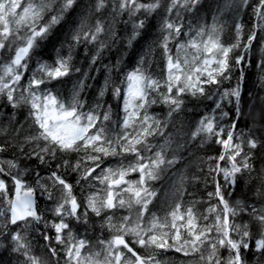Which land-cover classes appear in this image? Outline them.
<instances>
[{"label": "snow or ice", "instance_id": "6c2138e0", "mask_svg": "<svg viewBox=\"0 0 264 264\" xmlns=\"http://www.w3.org/2000/svg\"><path fill=\"white\" fill-rule=\"evenodd\" d=\"M199 4L92 0L74 20L69 17L79 0H0V100L13 109L9 126L18 123L15 112L26 109L31 129L22 139L20 129H12L16 135L9 139V126L0 124V136L6 137L0 140V264L8 252L16 264H173L162 258L170 251L191 258L181 264H264V167L258 172L255 163L257 150L264 148V96L248 89L246 75L259 43L256 67L264 90V0H225L217 8L235 18L231 39L216 15L211 25L185 24L184 14ZM109 7L114 16L135 18L129 47L150 29L149 18L164 10L160 35L146 52L158 49L162 67L151 71L141 56L115 82L117 61L104 66L109 75L94 103L83 96L92 88L88 80L95 79L88 71L66 97L57 85L81 72L73 66L74 49L85 45L87 54V45H97L91 69L108 47L101 37H115L103 19L89 23ZM248 11L250 28L242 19ZM65 31L70 40L61 41ZM49 46L56 52L51 60L44 58ZM108 95L120 102L118 113L105 100ZM189 100L204 107L180 143L166 130L179 114L192 111ZM159 105L167 109L164 117L152 110ZM245 105L252 123L247 133L239 127ZM195 141L219 147L200 158L201 175L191 177L206 190L211 185L200 199L188 192L185 174L169 175L183 159L180 149ZM10 150V157L3 155ZM73 174L74 183L68 179ZM166 178L171 199L153 211L160 191L155 185ZM246 178L260 182L254 193L260 207L246 202L247 196L231 202ZM243 215L250 219L237 223ZM93 217L100 229L95 237L88 235L97 226ZM36 232L40 245L30 239Z\"/></svg>", "mask_w": 264, "mask_h": 264}, {"label": "trees", "instance_id": "16d2710c", "mask_svg": "<svg viewBox=\"0 0 264 264\" xmlns=\"http://www.w3.org/2000/svg\"><path fill=\"white\" fill-rule=\"evenodd\" d=\"M79 2H83V0H79ZM200 4L201 5H198L199 7L197 6V8H198V10H202L201 12H204V10H209V9H211L213 7L214 0H200ZM104 11H103V13L94 16L92 18V21L90 20L91 22H89V23L90 24L94 23L97 18H100V19H103L105 21L106 25H108L107 23L109 22V20L111 18L110 14H112V13H110V12H112V10L110 9L108 12H104ZM163 11L164 10H162V9L159 10L160 14L158 15V17H162L163 16ZM246 13H247V15H246ZM155 15L156 14H153V17H150L149 20H148L149 24L151 25V29L156 26V18L157 17H154ZM244 15H245L244 20H246L248 23L251 24L250 11L242 13V16H244ZM185 17L186 18H190V19L194 18V17L190 16L188 13H185ZM139 18L143 19L144 16L140 15ZM134 19L135 18L129 19L127 14H124L122 16H118L117 22H116V25H115V29H114L115 37L111 40V42H107V43H109L108 47L105 48L101 52L100 58L97 61L96 66H98L99 64L104 65V66L105 65L115 66L117 64V61L121 62L123 54L127 53L130 50V47L127 44V36L131 32L130 28H132V24L134 22ZM250 27H251V25H248V28H250ZM58 30L59 29H57L56 31H58ZM65 35H67V34L63 33L61 35V39L64 38ZM138 41H140V40H138ZM57 45H58V43L56 44V46ZM86 47L90 48V49L87 50L88 54L93 52V50H91V46L90 45H87ZM84 48H85V45H82V50H81L80 47H78L77 51L78 52L80 50L81 51L79 53H76V57H75L76 59L73 58V66L74 67H75V64L78 66V63H79L78 60L83 61L84 62L83 65L87 66L86 65L87 63L85 62V60H86L85 58L86 57L84 56V60H83L82 56L80 58L78 56L79 54L83 55L85 53L84 52ZM52 50L54 51V49L51 46H49L47 51L45 52V54H48V56H50L51 53L53 52ZM250 56H251V64H250V66L246 67L248 89L253 91L254 93H256L257 96H264V90H261L260 87H259V76H260V73H259V69L256 67V64H257L256 63V58H258V61H259V59L261 57V53H258L256 51V48L254 47L252 52H251V54H250ZM159 58L160 59H159L158 63L162 64L163 61L161 60L160 52H159ZM131 65H133V64L131 63ZM158 65L159 64H157V67H158ZM128 66H129L128 63H123L122 65L119 63V71H113L111 73V79L113 81H115V82H119V79L122 78L123 73H125L128 70V68H129ZM95 69H97V67L95 68L94 66L90 69V71H89L90 76H93L94 72L91 74V71H95ZM106 72L107 71L105 69L104 70H99L96 79H94V80H92V79L90 80L89 79L88 80V81H93V85H92V88H91L92 90H93V88L95 89V88H97L100 85V83L98 81H102V80L105 79L104 77L106 75ZM74 74L75 73H73L69 77L65 78V81H64V83L62 85L63 88H65L68 84H71V81H73L75 79L74 78ZM112 75H113V77H112ZM94 76H96V75L94 74ZM91 89H88V91H90V93H86V95H85L87 97L86 100L88 102L89 101H93L96 98V91H94V90L92 91ZM92 97L94 99L91 100ZM105 100L110 101L114 105L117 104L118 105L117 108L119 107V101L118 100L113 101L114 99L111 97V95L106 96ZM0 105H2V107L0 106V109L3 110L2 113H0V124H3L5 126H9V115L13 113V109L10 106H7V102L5 100H0ZM203 107H204V105L202 103L193 102V101L189 100L188 108H191L192 111L189 112L190 115H187L186 117L189 118V120L193 119V116L196 118V116H198V114L202 111ZM117 108L115 107L113 110L117 111ZM161 110L163 112L167 111V109L165 107H162ZM243 111H244L245 115L241 119V121L239 123V127L241 129H243L247 133L248 128L252 127L251 119H250V117L248 115L249 109H248L247 105H245L243 107ZM22 112H23V109H20V110L15 112V119H16V121H18V123L17 122H13L9 126L10 135L7 138L10 139L12 135H16V133L12 131V129H15V128H19L20 129V131H19V138L20 139H22L26 135V133L28 132L27 131L28 130L27 126H25V124H24L25 123L24 122L25 116H24V118H22V116H23ZM21 125L23 126L22 128H21ZM188 131H186V133ZM257 134L259 135L261 133L258 131ZM5 138L6 137L0 136V140H3ZM185 140H186V137H185ZM185 140H183L181 143H184ZM218 151H219V147L217 145H215V144L205 145V146L201 147L198 141L189 142L186 147L182 148V152L180 154L183 157V159L181 160V164L184 161L188 160L186 166L185 165H180L178 168L176 167L172 172L169 173V175H172V173H175V171L177 169H180L183 166H184V168L186 167V170H189L193 163H197L198 160H196V159H200L199 158L200 154H204L206 152H208V153L211 152L212 154H210V155H214ZM3 155L6 156V157H10L11 150L9 152H7V153H4ZM256 157L257 158H256L255 163H256L257 171L259 172L261 170V168L264 167V148H261V149L257 150ZM195 160H196V162H194ZM195 171H196L195 170V166H192L191 175ZM168 180L169 179L166 178L165 180H162V181L158 182L155 186L161 190L162 185L165 182H167ZM258 187H260L259 180H254V181H252L249 184L247 182V178H246L245 182L241 186L240 191L237 192V194L235 195L234 198H231V202L235 203L236 199L243 200L245 198V196H247V201L246 202L255 201L256 202V206L260 207L261 201L257 200L256 197L254 196V193H255V191H256V189ZM209 190H212L211 185H209V187L207 188V191H209ZM159 193H160V191H159ZM249 219L250 218L247 215H243L242 217L237 218V221H239L240 223H243L244 221H247ZM255 230H256L255 226H253V231H255ZM34 234H37V237H35V238L33 237V241H35L34 244H37L38 240H36V239H38V238L41 239V237H39L38 232H36ZM8 254H10V257L12 258V260H11V258H7V257H9ZM16 259L17 258H16V256L14 254H12L11 252H8L5 255V264H9V261L11 262V264H15V262L13 260H16Z\"/></svg>", "mask_w": 264, "mask_h": 264}, {"label": "rangeland", "instance_id": "374dc122", "mask_svg": "<svg viewBox=\"0 0 264 264\" xmlns=\"http://www.w3.org/2000/svg\"><path fill=\"white\" fill-rule=\"evenodd\" d=\"M92 2V0H83V2H80V8L77 10V13H73L70 17H69V19H74V20H78L79 19V16H78V13L80 12V11H82L83 9H84V5H86V4H90ZM165 2H166V0H165ZM225 3V0H214V4H213V7L211 8V9H209V10H204V12H201L202 10H198V8L195 10V11H193V12H191V13H188L190 16H192V17H194V18H192V19H190V18H186L185 17V24H188V23H191L193 26H198V25H201V24H207V25H211L212 23H213V16L214 15H216V16H219L220 17V19H221V21L222 22H225V31H224V37L225 38H227V39H231V37H232V34H233V32H232V25H233V23L235 22V18H234V16H233V14L229 11V12H225L224 14H220L218 11H217V8L218 7H221L223 4ZM199 5H201V4H199ZM199 7V6H198ZM111 8L109 7V8H107V9H105V11L104 12H108L109 10H110ZM163 10V9H162ZM110 13H112V12H110ZM101 14V13H100ZM106 14V13H105ZM96 15H99V14H93L91 17H90V19H89V22H91L92 21V18L94 17V16H96ZM111 15V18H110V20H109V22L107 23L108 25H110L111 26V28H112V31L114 32V29H115V25H116V22H117V18H118V16H114V14L112 13V14H110ZM246 15H247V13H246ZM154 17H157L156 18V26L155 27H153L152 29H151V27H150V29L148 30V32H146V33H144V34H142V37L139 39L140 41H138V42H136V43H134L133 45H132V47H130V50L127 52V53H125V54H123V57H122V60H121V62H120V64L122 65L123 63H128L129 64V68H128V70L127 71H130L132 68H134V67H136L137 66V63H138V61L140 60V58H141V56H145L146 57V60L147 61H149L150 62V70L151 71H153V72H157L158 71V67H157V64H159V66H161L162 67V64H160V63H158V61H159V50L157 49V50H155L154 52H153V54L152 55H148V56H146V52H147V50H148V48H149V45L152 43V41L153 40H155L159 35H160V33H159V26H160V24H161V22H162V17H158V15L156 14ZM244 17H245V15L244 16H242V19H243V21L246 23V26L248 27V25H251L250 23H248L246 20H244ZM91 20V21H90ZM234 21V22H233ZM233 22V23H232ZM232 23V24H231ZM130 28V27H129ZM59 29V28H58ZM130 29H132V28H130ZM58 31H60V29L58 30ZM64 34H67V35H65V36H67L68 37V39L70 40V36L68 35V33L65 31L64 32ZM63 39L64 38H62L61 39V41H63ZM101 39H107V42H111V40L113 39V38H111V39H109V38H107L106 36H102L101 37ZM109 44V43H108ZM90 46H91V50H93V52L91 53V54H86V53H84L85 52V48H84V54L82 55H78L79 56V58L82 56V59L84 60V56L86 57L85 59H86V65L87 66H83V61H80V60H78V66L75 64V68H80L81 69V72L80 73H75V75H74V80L73 81H71V84H68V87H65V88H63L62 87V85H57V89L62 93V94H64L66 97H70V95H71V91H72V86H73V84L81 77V75H82V73H84V72H86V71H90V59H91V56L93 55V54H95V52H96V47H97V45H95V44H90ZM78 47H80L81 48V50H82V45H80V46H77L75 49H74V51H73V58L74 59H76L75 57H76V53H79L77 50H78ZM255 48H256V51L258 52V53H261V51H260V45H259V43H257L255 46H254ZM56 48H60V43L58 42V45L56 46ZM88 49H90V48H87V50ZM67 44H65L64 45V48L62 49V52H61V54H67ZM95 51V52H94ZM46 56H48V54H45ZM55 55H56V52H55V50L53 51V53H51V56L49 57L50 58V60L51 59H54L55 58ZM261 55H262V53H261ZM122 56V55H121ZM88 61V62H87ZM104 61V60H103ZM258 62V58H256V63ZM131 63L133 64V65H131ZM131 65V66H130ZM95 68L97 67V69H99V70H104L105 68H104V65H101V64H99L98 66H96V64L95 65H93ZM93 66H91V68L93 67ZM149 65L148 64H146L145 65V67H148ZM34 67H35V64L33 63L32 65H31V68H33L34 69ZM97 69H95V72H94V74L96 75V76H94V74H93V77H95V79H96V77H97V74H98V72L99 71H97ZM126 71V72H127ZM93 72L91 71V74H92ZM259 73L261 74V72H260V69H259ZM109 74H108V72H106V75H105V77L106 76H108ZM104 77V78H105ZM112 77H113V75H112ZM91 80V79H90ZM103 81L104 80H102V81H98L99 83H103ZM97 82V83H98ZM23 83H27V79H25L24 81H23ZM88 83L89 84H91V85H93V81H88ZM98 88L99 87H97V88H93V90L94 91H96V93H97V90H98ZM84 93H89V91H88V89H85V91H84ZM84 96V95H83ZM85 99H86V97H84ZM92 99H94L93 97H92ZM91 99V100H92ZM94 101L95 100H93V101H89L88 102V104H92V103H94ZM107 101V103L108 104H111L112 105V103L110 102V101H108V100H106ZM113 101H116V99H114ZM1 107H2V105H0ZM162 107H164V106H162V105H159V106H154L153 107V111H155V112H158V113H160V115H161V117H164L165 115H166V112L167 111H162L161 110V108ZM115 112V111H114ZM24 122L26 123V121L24 120ZM28 122V128H29V124H30V121H27ZM23 125V124H22ZM30 131H31V129L29 128V130H28V132L26 133V135H28L29 133H30ZM168 133H171V134H173L174 135V138L177 140V141H179L180 143L183 141V140H185V136L183 135V133H186V131L185 130H183V122L181 121V118H179V116H177V117H175L174 118V122L173 123H171L170 125H169V128L166 130V134H168ZM160 143H163V139L161 138V140H160ZM175 146V145H174ZM210 154H212L211 152L210 153H208V152H206V153H204V154H200V156H199V158H201V157H205V156H207V155H210ZM196 160H198L197 161V163H193L192 164V166H195V172L191 175V169H192V166H191V168L189 169V170H186V167L184 168V166L182 167V168H180V169H177L176 171H175V173L177 174V175H179V174H181V173H183V174H185L187 177H188V181H186V186H187V189H188V192H191V193H194L195 194V196H196V198L197 199H200V198H202V197H206V189H205V187H204V184L201 182V183H192L191 182V177L192 176H195V175H201V173H200V171H199V169H200V167H201V164H200V159H196ZM196 160L194 161V162H196ZM23 163V162H22ZM75 180H76V176H75V174H74V176H73V178L70 180L71 182H75ZM170 185H171V181L170 180H168L167 182H165L163 185H162V187H161V190H160V193H159V195H158V197H157V199L154 201V204H153V206H152V210L153 211H157V212H159V209H160V206H161V204L162 203H164V202H166V201H168V200H170L171 199V193H170V190H169V187H170ZM199 185V186H198ZM76 191L79 193V191H80V189L79 188H77L76 189ZM209 191H211V190H209ZM186 198H187V196H186ZM40 203H41V206H43L44 204H45V201L43 200V199H41L40 200ZM93 219V224L94 225H97L96 227H95V231H93L92 230V228L91 227H89V231H88V233L90 234V236H92V237H95V236H98L99 234H100V229H99V227H98V221H97V218H95V217H93L92 218ZM236 222L237 223H240L239 221H237L236 220ZM80 231H81V234H83V232H84V228L83 227H81V229H80ZM38 234L40 235V233L38 232ZM88 234V235H89ZM39 240H41V239H39ZM39 243V244H38ZM38 243L37 244H34V245H40V244H42L43 243V241L42 242H39L38 241ZM37 250H39V249H37ZM222 254H224V255H226L227 253L226 252H224L223 250H222ZM8 256L9 257H7V258H11L10 257V254H8ZM162 258H164V259H170V260H172V262H173V264H181V262L182 261H184V260H186V259H191V258H185V257H183L181 254H178V253H175V252H168L164 257H162ZM11 260H12V258H11ZM14 262H15V264H16V260H13Z\"/></svg>", "mask_w": 264, "mask_h": 264}, {"label": "bare ground", "instance_id": "6f19581e", "mask_svg": "<svg viewBox=\"0 0 264 264\" xmlns=\"http://www.w3.org/2000/svg\"><path fill=\"white\" fill-rule=\"evenodd\" d=\"M184 16H185V14H184ZM234 22V21H233ZM232 22V23H233ZM231 23V24H232ZM233 32V31H232ZM53 51V50H52ZM53 53V52H52ZM92 53V52H91ZM91 53H89V54H91ZM51 56V55H50ZM50 56H46L45 54H44V58L45 59H48V60H50ZM85 62H86V60H85ZM88 62V61H87ZM84 66V65H83ZM75 75V74H74ZM100 85H101V83H100ZM100 85L98 86V87H100ZM66 87H68V85L66 86ZM92 90V89H91ZM93 91V90H92ZM91 91V92H92ZM89 93H90V91H89ZM83 95L85 96L86 95V93H83ZM86 97V96H85ZM87 98V97H86ZM92 99V98H91ZM119 104H120V102H119ZM112 106H113V109L116 107L117 108V104H112ZM187 108H188V104H187ZM119 107L117 108V111H115V112H119ZM23 116H22V118H24V116L26 115V109H23ZM187 115H190V113L188 112V111H185V112H183V113H181V114H179L178 116H179V118H181V121L183 122V130H185V131H188L191 127H192V125L194 124V122H195V117L193 116V119H191V120H189V118H187L186 116ZM198 116H196V118H197ZM25 120V119H24ZM26 121V120H25ZM25 124V126H27L28 125V122H26V123H24ZM27 129L29 130V128H28V126H27ZM27 130V131H28ZM181 152H182V149H180V151H179V155L181 154ZM188 161V160H187ZM187 161H184L182 164H181V162L180 163H178L177 165H176V167L178 168L180 165H185L186 166V164H187ZM175 167V168H176ZM174 168V169H175ZM174 169H172V171L174 170ZM171 171V172H172ZM73 176H74V174L73 175H71L68 179L69 180H71L72 178H73ZM31 179V178H30ZM153 206V205H152ZM152 206H150V207H152ZM89 234V233H88ZM89 236H90V234H89ZM33 237L35 238V237H37V234H32V235H30V239H32L33 240ZM39 237H40V235H39ZM36 240H38L39 242H42V240H39V238L38 239H36ZM33 243H35V241H33Z\"/></svg>", "mask_w": 264, "mask_h": 264}]
</instances>
